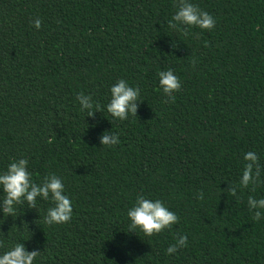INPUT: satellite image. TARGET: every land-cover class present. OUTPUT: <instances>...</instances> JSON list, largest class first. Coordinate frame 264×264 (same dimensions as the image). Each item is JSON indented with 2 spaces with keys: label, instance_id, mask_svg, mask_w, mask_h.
I'll list each match as a JSON object with an SVG mask.
<instances>
[{
  "label": "trees",
  "instance_id": "obj_1",
  "mask_svg": "<svg viewBox=\"0 0 264 264\" xmlns=\"http://www.w3.org/2000/svg\"><path fill=\"white\" fill-rule=\"evenodd\" d=\"M189 2L212 30L170 28L177 0H0V173L26 158L33 182L62 179L73 208L53 225L50 199L0 211V255L22 243L41 252L33 264H264V210L253 220L247 203L264 198V0ZM168 69L181 89L166 103L157 73ZM120 79L141 100L123 121L106 110ZM78 93L101 111L88 117ZM109 131L119 144H100ZM249 151L255 191L239 185ZM139 195L178 222L129 232ZM181 235L187 247L166 254Z\"/></svg>",
  "mask_w": 264,
  "mask_h": 264
},
{
  "label": "clouds",
  "instance_id": "obj_2",
  "mask_svg": "<svg viewBox=\"0 0 264 264\" xmlns=\"http://www.w3.org/2000/svg\"><path fill=\"white\" fill-rule=\"evenodd\" d=\"M177 11L168 22L170 28H177L178 25L185 26L183 32L188 34L191 27H198L202 30H212L215 27L214 17L206 11L201 10L197 5L189 0H177ZM36 29H40L42 21L36 18L32 21ZM175 47V46H173ZM195 63V61H193ZM159 77V86L163 94L168 98L165 102H174L176 97L174 93L181 89V81L171 69L157 73ZM111 99L106 105L107 112L114 119L121 121L128 119L129 115L136 117L140 89L129 86L123 80H118L111 88ZM76 99L79 101L81 111H86L88 117H92L94 112L101 111L99 104H94L90 95L78 93ZM100 144L111 147L120 143L118 135L104 132L100 136ZM246 164L244 165L242 176L239 180L241 188L255 186L261 182V166L259 157L256 153L249 151L243 157ZM28 160L20 158L13 160L6 171L0 173V191L4 198L0 201V211L5 216H14L16 213L15 206L26 203L28 208L36 207L37 198L51 200L53 206L47 210L44 217V223L48 225L67 223L72 217V201L64 194V184L56 174L45 176L41 183L33 182L32 175L27 169ZM226 192L237 196L236 186L229 185ZM203 193H199L197 199H202ZM248 207L254 212L253 220H260L262 210H264V198L256 199L249 196ZM127 216L130 220L129 232L139 228L146 237H151L171 228L179 220V217L165 206L161 200H151L139 195L133 207H131ZM187 236L181 235L176 238V243L169 245L166 254H174L180 248L187 247ZM0 247L3 242L0 241ZM41 252L37 250L27 251L22 243H17L10 250L0 255V264H33L34 260L40 256Z\"/></svg>",
  "mask_w": 264,
  "mask_h": 264
}]
</instances>
